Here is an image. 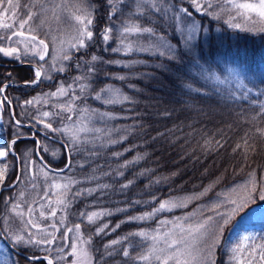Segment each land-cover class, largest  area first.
Masks as SVG:
<instances>
[{"label": "trees", "instance_id": "1", "mask_svg": "<svg viewBox=\"0 0 264 264\" xmlns=\"http://www.w3.org/2000/svg\"><path fill=\"white\" fill-rule=\"evenodd\" d=\"M90 1L92 40L74 53V62H69L63 74L53 76L68 87L61 108L43 107L40 113L48 115L37 117V111L26 103L36 85L7 84L4 89L15 119L43 131L35 133L42 160L59 169L69 156L64 170H50L51 176H69V182L64 189L52 190L40 176L33 181L23 152L32 149L31 167L34 162L41 165L34 153L35 139L15 140L12 149L19 157L21 174L15 186L1 189L0 209L21 193L20 205H14L17 210L51 213L54 203L47 200L64 198L57 204L61 212L51 214L50 226L61 232L79 224L89 239L91 264H160L150 256V242L161 218L182 219L244 182L264 185V25L249 28L240 25L242 20L232 11L216 12L226 0L205 1L203 6L213 8V15L198 13L188 2L192 0ZM112 11L115 15L110 16ZM187 22L195 28L188 40L179 32ZM128 27L153 31L125 34ZM106 28L112 29L107 42L102 38ZM130 35H139L141 43L147 35L162 37L174 51L163 55L139 51L138 41H131L130 52L122 53L129 42L120 41L121 37ZM229 66L242 70L245 87L215 79ZM34 76L30 61L13 60L0 52V87L29 82ZM38 85L50 87L49 82ZM107 85L117 92V100L111 103L103 96ZM245 88L251 89L246 95ZM0 98L9 109L1 134L7 143L19 135L15 129L29 128L13 121L9 103ZM83 107L92 118L83 115L86 122L79 129L74 121ZM42 140L61 150L58 159L42 149ZM6 161L1 186L11 184L17 173L14 155L9 153ZM4 162L0 159V169ZM186 196L192 199L183 207L157 211L163 200ZM262 210L264 201L255 200L231 217L212 254L215 264H264L258 247L264 245ZM93 213L97 215L89 221ZM239 232H248L251 239L239 244ZM14 245L26 254H47L53 259L58 250V245L57 249L48 244L40 249ZM10 252L18 264H47L44 258L28 260ZM145 255L147 260L140 259ZM54 264L60 262L54 259Z\"/></svg>", "mask_w": 264, "mask_h": 264}, {"label": "rangeland", "instance_id": "2", "mask_svg": "<svg viewBox=\"0 0 264 264\" xmlns=\"http://www.w3.org/2000/svg\"><path fill=\"white\" fill-rule=\"evenodd\" d=\"M192 1L188 2H190L192 6L194 5V9L197 10L196 4H194ZM205 1L206 0H196V3L205 5ZM12 2L14 5L19 4V7L15 9V17H12L11 13L8 16L0 15V23L14 24V27H12L11 29L0 27V47L19 49L18 52L9 57L13 60L25 58L27 61H30L35 65L33 67L34 73L39 67L41 71V77L37 82H35L34 85H36V92L30 99V101H32V103H30V106L35 111H37L36 116L39 117V115H42L40 112L43 107L49 109V106L52 105L55 109H59L65 102V98L69 93L68 87H66V85L64 86L62 82H60L56 77L53 76L59 73L63 74L69 62H74V53L77 52V49L76 47H74V45H78L79 40L84 39L85 45L90 41L86 38L84 29L87 28L88 30H90V25H87V20L92 18L93 5L90 0H12ZM239 3H253L258 5L259 0H231V2H229V0H226L223 5L218 6L219 9L216 12H220L223 10L229 12L232 11V13L236 15V17H240V20H242L241 22H239L241 23L240 25L249 28L254 24L257 25V27H259L260 25H264V16H261L259 12H252L245 9H238L233 7V4ZM4 4L6 6V0H4ZM197 11L201 14L207 12L208 14L213 15L215 13L213 11V8L209 9L205 6L201 10ZM29 13L32 15L31 20H28ZM78 16L84 21V23H81L76 19V17ZM229 17L231 16L229 15ZM25 20H28V22L25 24V27L23 29H20L19 24L24 22ZM191 23L192 22L183 23L181 25L183 29L181 28L179 30V32L186 35L187 40L192 37L191 32L194 33L195 30L194 26L192 27ZM20 31L24 32L23 36H13L11 40L7 39V37L10 36L12 32ZM32 36H36L38 38L37 41H32ZM39 40H44L45 44H47L48 47L46 52L43 45H39ZM120 41L129 42L125 45V47L121 48L122 53L130 52L132 44L131 41H138V44L136 46L137 50L149 53L164 52V46L170 45L162 37H151L149 35L144 38L142 43L140 42L139 35H130L128 36V39L127 36H124L121 37ZM66 54L70 56V59H64V56ZM40 55H44V60H40ZM119 63L124 64V62ZM217 76L218 75H215V77ZM226 76L227 71H225L223 75L218 77H220V80L223 81L222 83L228 82L230 84L234 83L235 85L237 84L238 86H240V81L236 79L225 80ZM46 82L50 83V87H48L47 89L43 88L44 85H38L39 83L44 84ZM61 88L64 89L63 92L60 91ZM112 89L114 90V86L112 85L105 86L103 96L107 101L117 100V92H113ZM53 93H56V95H53ZM83 108L84 110L82 109L80 112L76 113L77 119H81L78 121L77 119H75L76 121H74L76 123L75 125H77L79 129L84 126H80V123H84V121L86 122V117H84L83 115L87 116L88 118H92L91 112L86 107ZM7 111H9V109L6 108V106L0 100V148H4L5 150H7L8 141L7 143L4 142L1 134L2 125L8 122ZM42 117H44V114L42 115ZM39 131H41V133L43 132L41 129H39ZM15 132H18L19 135L29 134V131L21 128L15 129ZM41 144L42 149L46 153H48L51 158L58 159L61 150L44 140L41 141ZM32 151V149H29L23 152V156L25 158L23 159V162L28 165L30 170L33 171L31 179H33V181H38L40 176L44 179V183L47 182V186L52 190L64 189V187L67 185V182H69V176H59L55 174L51 176L50 170H48L46 167L44 168V165L41 162L40 163L42 166L37 162H34V168H32V160H29V156L32 154ZM7 158L8 155L0 159L6 161ZM6 163H4L0 171H5ZM1 185L2 182H0V186ZM246 186L251 187L249 183L244 182L239 184V186L237 187L226 189L225 191H223V194L207 202V205L201 204L195 207L182 219L165 221L163 220V218H161L158 222L159 225L153 231L151 236L150 256L156 259V255H166L172 252L173 250L167 248L166 240L169 242L172 240H185L188 244L191 245L199 244L201 241L197 238L196 234L190 236L188 234V229L194 228L196 225L203 223L207 218L211 217L212 219L209 221V230L211 231L216 223H221V215L231 212L234 205L230 201L237 200L241 195H243ZM20 196L21 193L17 194L12 202H8V205H6L5 208L1 207L0 209V225L2 227L1 229L7 232L11 242H13L14 235L23 236L25 241H28L29 237H31L32 241L42 242L25 243L21 245L24 247H36L39 249L40 245H54L56 249L58 245V250L55 254L56 257L54 259L59 261L60 264H91L92 258L89 239L84 237L85 235L82 234L79 229L75 230L73 228V230L69 232L68 229L71 228L68 227L61 230V232H58L60 231L58 230V227L57 229L51 228V224L53 223V220L51 219H53L54 217L51 214L53 212L59 211L60 207H57V204H61L64 198L61 199V197H54V199L52 200H47L49 203H54V209H52L51 213H46L43 211L42 213H35V211L31 209V213H33L32 215L30 214L29 210H17L14 207V205H20ZM191 199L192 197L187 196L167 198L161 202L167 204V207L162 211L174 209L177 207H183L188 202H190ZM216 210H218L219 212H213ZM205 211L209 212L207 214H203ZM221 212L222 214H220ZM95 216H93V218ZM60 217H64V215ZM60 225H62V223ZM235 228L236 227H234L231 231H233ZM57 233H59V235ZM251 233L253 234L252 231H250V234ZM245 236H249V233H240L238 238L239 244L244 243L243 237ZM54 237L58 239V244ZM153 237H156V239H153ZM43 241L52 242L47 243ZM207 242L211 243L210 235L207 237ZM180 247L183 248V244H181ZM232 247H234V244L232 245ZM44 248L45 247H43V249ZM73 248H75V251H73ZM161 249H164L165 251L161 252ZM214 249H212V254L214 252ZM158 262L160 263V261ZM169 263L175 264L174 261H169ZM0 264H18L15 255L9 252L8 248L5 246L1 239Z\"/></svg>", "mask_w": 264, "mask_h": 264}, {"label": "snow or ice", "instance_id": "3", "mask_svg": "<svg viewBox=\"0 0 264 264\" xmlns=\"http://www.w3.org/2000/svg\"><path fill=\"white\" fill-rule=\"evenodd\" d=\"M229 2H231V0H229ZM193 3L196 4L197 10H201L204 6L200 5L198 3H196V0H193ZM109 4H111V0H109ZM212 5L209 3L207 5V7H211ZM19 7V4H13L12 0H6V6L4 4V0H0V15L2 16H8L11 13L12 17H15V9ZM234 8H238V9H245L248 11H252V12H259V14L261 16H264V0H259V4H253V3H239V4H233ZM183 11L185 12V14H189L187 9H183ZM111 15H115V12L112 11L110 12V16ZM32 19V15L29 13L28 14V20ZM76 19L78 21H80L81 23H84V21L78 16L76 17ZM28 20H25L24 22L19 24V28L23 29L25 27V24L28 22ZM92 24V20L88 19L87 20V25H91ZM0 27H3L5 29H11L12 27H14V24H9V23H0ZM112 31L111 28H106L104 30V33L102 34V38L105 42H107L110 37H109V33ZM152 29L150 28H125L124 29V33L125 34H131V33H135V34H141V33H152ZM84 34H86V38L88 40L92 39L93 33L92 31L88 30L87 28L84 29ZM24 32L20 31V32H12V34L10 36L7 37V39L11 40L13 36H23ZM37 37L36 36H32L31 40L32 41H37ZM39 45H43L45 52L47 50V44H45L44 40H39L38 41ZM85 41L84 39L79 40L78 45H74V47H76L77 51H79L80 48L85 47ZM19 49L17 48H3L0 47V52H3L4 55L6 56H13L14 53L18 52ZM113 51H118V49H113ZM174 50L171 48L170 45L164 46V52H167L169 54H171ZM164 52H161L159 54L163 55ZM40 60H44V55H40ZM64 59H70V56H68L67 54L64 56ZM97 58L95 56L92 57V60L95 61ZM227 76L225 77V80L227 79H236L238 81L241 82L240 86L241 87H245L242 84V79H243V73L242 70L239 67H232L229 66L227 69ZM35 76L37 78V81L40 79L41 77V71L39 69H37L35 71ZM215 79L218 82H223L220 80V77H215ZM37 81H33V83L37 82ZM251 89H247L245 88V95L247 93V91H250ZM61 92L64 91L63 88L60 89ZM53 95H56V93H53ZM97 99H99V95L96 97ZM108 103H111L112 101H107ZM26 103H32V101H27ZM45 116L48 115L47 112L44 113ZM69 119H71V117H69ZM45 127L47 128H51L50 124H46ZM16 141L12 140L10 145H8L7 150H5L4 148H0V158H4L9 154V151L11 150V146L15 145ZM239 147V145L237 146ZM6 179L4 172L0 171V182H3ZM251 187H245L244 190V194L241 195L237 200H231L230 202L234 205V207L232 208L231 212L228 214H224L221 215V223H216L214 225V227L211 229V231L209 230V221L212 219L211 217L207 218L203 223L196 225L194 228H189L188 229V234L191 236L193 234H196L197 238L201 241L199 244L196 245H191L188 244L185 240H172V241H167L166 240V244H167V248L173 250L172 252L166 254V255H156V259L158 261H160V264H169V261H174L175 264H215V261L211 259V255H212V249L215 248L216 245H218L220 243V233L223 231V227L225 225H227L230 220L231 217L233 215H235L236 213L240 212L242 209L245 208V206L247 204H249L252 201L255 200H260V201H264V185H261L259 187H257L255 181H251L250 182ZM167 207L166 203H161L160 204V208L157 210H164ZM264 211V210H262ZM53 215H55V212L52 213ZM43 215V214H42ZM97 215L96 213H93L92 215L88 216V220L91 221L93 219V216ZM152 215V214H149ZM104 227H107V225H105ZM118 227V225H117ZM80 228V225L77 224L75 226V229L78 230ZM73 229H68V231H72ZM99 231H103V228H101ZM99 234V232L97 233ZM141 236H143V233H140ZM211 236V243L207 242V237ZM153 239H156V237H153ZM244 240H248L251 239V237L245 236L243 237ZM42 241H32L31 237H29L28 241H25L24 237L21 235H14L13 236V243L16 245H21V244H25V243H41ZM43 242H47V243H51L52 241H43ZM113 243H116V241H113ZM181 244H183V248H181ZM260 248V252H259V257L261 260H264V245H259L258 246ZM73 251H75V248H73ZM161 252H164V249L160 250ZM233 251H235V249H233ZM256 249L253 248V252H255ZM125 256H128V252L125 251L124 252ZM149 257L147 255L140 257V259L142 260H147ZM29 259H35V257H31ZM47 264H53V260L48 259Z\"/></svg>", "mask_w": 264, "mask_h": 264}, {"label": "water", "instance_id": "4", "mask_svg": "<svg viewBox=\"0 0 264 264\" xmlns=\"http://www.w3.org/2000/svg\"><path fill=\"white\" fill-rule=\"evenodd\" d=\"M35 80H37L36 77H35ZM12 117H13V114H12ZM23 137H25V136H16V137L13 138V140L21 139V138H23ZM35 153L38 154V140H36ZM15 157H16V160H17V162H18V158H17V155H16V154H15ZM19 175H20V170H19V165H18V173H17L16 180H15L14 183L17 182V180H18V178H19ZM0 235H1L2 239H3V241H4L5 243H7V244L9 245V247H10L12 250H14L16 253H18V254H20V255H23V256H25V257H27V258H31V257H29V256L24 255L22 252L18 251V250L15 249L11 244H9L8 241L4 238V236L2 235L1 232H0Z\"/></svg>", "mask_w": 264, "mask_h": 264}]
</instances>
